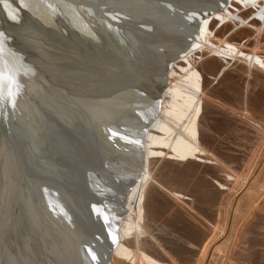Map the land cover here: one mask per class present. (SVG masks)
Masks as SVG:
<instances>
[{
    "label": "bare ground",
    "instance_id": "obj_1",
    "mask_svg": "<svg viewBox=\"0 0 264 264\" xmlns=\"http://www.w3.org/2000/svg\"><path fill=\"white\" fill-rule=\"evenodd\" d=\"M0 5L5 21L2 32L10 38H7L8 49H0L6 62L0 66L3 76L0 106L4 113L8 112L7 123L12 121L17 132L22 128L33 137L38 133L35 125L39 123L68 129L69 115L64 111L51 115L46 109V94L78 93L66 80L67 72L86 70L99 77L105 75L103 79L109 80H100L102 86L97 89L102 90L97 93L98 104H94L96 109H102V114L99 113L98 122L89 126L101 130L112 142V147L102 153L104 163L99 166L97 178L110 187L105 178L110 177L118 189L112 191L114 196L104 197V204L91 190L86 191L103 208L100 211L104 227L88 222V233L77 234L70 224L60 227L47 222L50 229L58 227L61 235L70 237L61 244L49 245L52 249L42 241L36 245L26 238L27 231L12 222L15 215L5 201L4 208L0 205V264H182L175 258L176 252L171 251L173 255L154 233L158 202L153 200L154 208L150 211L149 198L160 192L177 206H187L192 199L185 197V192L178 187L167 186L157 179L158 161L166 163L158 175L167 180H187L194 174L195 166L200 165L223 169L227 177L217 181L220 188L215 187L217 193L225 194L226 207L230 209L241 207L239 211L245 213L264 195V185L252 172L261 156L264 168V122L251 118L255 107L252 87L257 88L264 80V54L260 53V46H264V0H0ZM127 5L134 10L126 8ZM103 12L126 20H120V27L103 23L99 17ZM108 37H114L117 48L109 47ZM138 39L147 40L148 46L140 45ZM136 48L144 54L142 60L133 65L128 64L130 61L124 64V59L128 55L133 57L132 51ZM84 53L110 55L114 57L113 65L97 69L85 62ZM199 63L203 64V72ZM234 63L240 67L233 72L243 77L245 83L242 89L237 86L240 99H234L239 94L237 91L233 105L228 108L235 117L248 122L258 144V154L252 155L241 171L229 165L230 154L224 157L212 152L213 128L202 122L207 88L212 81H223L225 74L232 79L234 76L226 72ZM126 64L130 69L127 70ZM121 67H126L127 75L122 74ZM253 73L258 77L251 84ZM225 78L224 92L212 90L209 99L224 97L226 92L234 95L235 84ZM13 104L17 110L11 116L7 109ZM64 105L63 110L70 111L78 106L73 101ZM177 106H183L179 114L175 112ZM39 134L37 137L43 144L53 140ZM73 146L79 149L77 144ZM180 163L194 167L179 171L168 166ZM45 181L48 186L52 185L49 180ZM45 189L39 191L38 199L41 203L45 200L52 203L53 217L58 214L65 221L64 217L69 216L57 203L60 200L55 195L53 199ZM73 190L71 196L81 199L84 193L80 186L76 185ZM38 212L35 216L44 223ZM225 224L222 222L210 230V246L205 247L204 254L213 248L228 258L237 240L244 237L237 232L235 223L231 222L228 228ZM71 239H77L82 247L83 243L87 244L88 254L91 251L96 259H85L78 250L79 245Z\"/></svg>",
    "mask_w": 264,
    "mask_h": 264
},
{
    "label": "water",
    "instance_id": "obj_2",
    "mask_svg": "<svg viewBox=\"0 0 264 264\" xmlns=\"http://www.w3.org/2000/svg\"><path fill=\"white\" fill-rule=\"evenodd\" d=\"M181 1L183 2L184 0ZM170 3L172 2L170 1ZM171 5L176 9L179 7L173 3ZM126 8L134 10L130 5H127ZM1 10L2 7L0 5V11ZM114 15L113 13L109 14L103 12V14L99 16L100 21L103 23H113L115 26L120 27L118 25L120 24L119 22L125 21L126 19L124 18V20L120 18L121 16ZM4 23L3 15L0 13V49H8L7 38L9 37H6L2 32L4 31ZM138 40L140 45L144 44L148 46L147 40ZM10 42L12 43V40H10L9 43ZM106 42H108L109 47L117 48L118 46L114 37H108ZM145 46H143V48L148 49ZM132 52L133 57L128 55L127 58L124 59V64L130 61L128 64L132 63L133 65L135 62H140V60H142L144 54L138 50V48L134 49ZM0 55L1 66V64L6 62L3 59V55L1 53ZM83 55L86 58L85 62L87 61L97 69L113 65L114 57L111 58L110 55L103 56L97 53H84ZM121 69H123L120 70L123 71L122 74L125 73L127 75L126 67H121ZM128 69H130V67L127 65V70ZM67 73L68 75L65 76L66 80L73 84V87L77 89L78 93L59 94L49 92L46 94L48 97L46 96L45 100L47 105L46 109L50 114L55 115L57 112L64 111L62 113L69 115L66 120L71 122V126L65 129L64 127H58V125L53 126V124L50 123L48 125L43 123L35 125L37 126L36 129L38 133L43 136H48L50 139L52 137V141L49 140L43 144V142L40 141V137H37L38 133L33 137L27 131H23L22 128L17 132L16 125H14L12 121L9 120V123H7L6 119L9 117L8 112L4 113V110L0 106V205L2 204L4 208V202H8L12 210L11 213L16 216H12L15 218L11 219L12 222L14 221L19 229L22 227L24 231H27L26 238L31 242L33 241L38 245L39 242L42 241L43 244L48 245L46 246L48 248L49 245L51 246L55 243L61 244L64 242V239L70 240L68 239L70 237H65V234H60L58 227L55 228L51 224L52 229H50L47 225L48 223L53 222L59 224L60 227L70 224L75 233H88V222L92 223V225L94 223L102 225V213L100 210L103 209L98 207L95 200L89 196L92 193L94 197L99 198L101 203L104 204L106 202L104 197L114 196L112 191L117 189L115 181L111 180L110 177H105L107 182L112 185L110 187L103 185L101 183L103 180L97 178L100 172L99 166L104 163L102 153L108 150L109 147H112L110 146L112 142L107 139L101 130L89 126L91 123H96L98 122L97 120H100L99 113L102 114V109H96L94 104L98 102L96 99L97 93L102 89L97 88L102 86L100 85L101 79V81H107L108 78L106 77V79H103L105 75L99 77L86 70L84 72L73 71ZM108 83L110 82L108 81ZM111 89L112 87L109 88V90ZM70 101H73L74 104H78L77 109H73V111L63 110L64 104ZM79 104L82 105L83 109L80 108L81 106ZM16 108L17 106L13 104L10 108L5 109H7L9 115L12 116V114L16 113ZM25 127L23 126V129H26ZM73 144H77L79 149H76ZM48 148H50V150ZM78 150L81 152L79 153ZM45 180L50 181L52 184L50 185L51 187L47 185ZM76 185H79L82 193H84L81 195V199L77 195L74 198L70 194V191L73 193V189ZM45 188H47V192L52 195L53 199L55 195L56 198L60 200L57 201V203L63 207V212L66 213V216H69L64 217L65 221H63L62 217H58V214L56 217H53L54 215L51 212V208H53L51 206L52 203H49L48 200H45V203H41L38 199L39 191ZM87 189L91 190V193H87ZM54 190L55 193L53 192ZM37 210L39 211V215L45 219L44 223L42 221L43 219L41 222L35 216ZM111 220L108 221L109 223L107 222L109 227L110 223H112ZM102 227L104 226L102 225ZM102 233L103 232L100 231V234ZM103 236H105L104 233ZM73 241L80 246L76 245L81 255L84 258L86 257L85 259H92L85 248L87 244L83 243L82 247V244H80L77 239ZM105 241L104 243L107 244V240ZM49 249H52V247ZM21 264L25 263L23 262ZM28 264H30V262H28Z\"/></svg>",
    "mask_w": 264,
    "mask_h": 264
},
{
    "label": "rangeland",
    "instance_id": "obj_3",
    "mask_svg": "<svg viewBox=\"0 0 264 264\" xmlns=\"http://www.w3.org/2000/svg\"><path fill=\"white\" fill-rule=\"evenodd\" d=\"M238 40L237 42H239ZM242 43L244 42L242 41ZM261 46L260 53L264 54L262 52L264 51V46ZM247 48H250L249 45ZM202 63H199L198 67L203 72ZM230 65V68L228 67L229 70H227L226 73H228L229 76L234 77L230 79L226 74L225 77H227L228 80L230 79L229 81L232 84H235L234 89L236 90L234 91L233 89L234 95L229 93V96L228 92L225 91L227 97L224 96V93L223 96L226 98L215 96L212 99H209L210 91L220 90L224 92L223 89L225 84H227L224 81V79H226L225 77L223 81H212L211 85L205 92L206 96L204 98V114L202 122L213 128V136L215 138L213 139L214 143L212 144V152L217 156L222 155L224 157L227 156L226 153L230 154L232 162L229 165L235 170L237 169V171H241L244 163L251 159L250 157H252V155L258 154V144L256 133L248 122L243 121L239 116L238 118L235 117L233 112L229 109L231 105H233L234 99H240V89H242L244 85L243 83H245L243 77H238L236 76V73L233 72L236 71L240 65L237 63ZM254 74L255 73H253V75ZM252 76L250 79L252 82H250L251 84L255 82V77H258L257 74H255L254 77ZM261 82L262 83H259L260 85H257V88L256 86L252 87L253 92L251 90L253 105L255 104V107L253 106L254 112L251 118H255L254 121L264 122V80ZM223 84L224 87L222 86ZM238 85L239 88L241 87L240 89L237 87ZM235 93L238 94L237 97H235ZM228 106L230 107L228 108ZM237 108L241 113L239 107ZM261 157L260 159L258 158L259 161L257 160L259 163L256 162L258 163V166L255 167L256 164L253 166V168L256 169H253L252 172L254 176L257 175L256 178L258 177V181L264 185V168L261 166ZM165 164L166 163L160 161L155 164V168L157 167V179L167 186H175L176 188L178 187V189L183 190L186 194L185 197L187 196V198L192 199V202L186 201L187 206L184 204H178L177 206V203L171 202L163 193L157 192L155 196H150V211L154 208L153 200L158 202H155L156 222L153 229L154 233L158 234V239L161 244L166 248L168 247L167 249L170 252H176L175 255L172 252L171 253L175 258L177 257L176 259L182 264H197L201 261L200 258L202 257L204 258H202L201 264L202 262L203 264H264V195L260 196L257 199L258 201L256 200L257 202L255 201L253 205L245 211V214L243 211H239L241 210V207L239 210H237L238 208L230 209V207H226L225 194H219L216 191L215 186L220 188L217 181H219L220 178L227 177L223 169L214 165H200L197 167L195 166L193 169V165H186L185 163L168 164L169 167L179 171L192 168L194 174L188 177L187 180H181L180 178L167 180L158 175L159 169ZM156 206L158 207V210ZM237 215L241 217H238ZM234 219L235 221H233ZM222 222L227 223L225 224V228H228V225L230 226L231 222L235 223L237 232L241 237H244H242V239L239 237L241 240H237L236 245L228 258H225L222 254L220 255V253L215 250L213 251V248L210 249L208 253H205V255L203 251L205 247L209 248L208 246H210L209 242L211 241L212 236L208 237V233H211L210 230H213L214 227ZM178 252L180 253V256Z\"/></svg>",
    "mask_w": 264,
    "mask_h": 264
},
{
    "label": "snow or ice",
    "instance_id": "obj_4",
    "mask_svg": "<svg viewBox=\"0 0 264 264\" xmlns=\"http://www.w3.org/2000/svg\"><path fill=\"white\" fill-rule=\"evenodd\" d=\"M12 18V17H9ZM2 80H3V76H2V69H0V84H2ZM90 255H92V259H96L95 255L91 253L90 251Z\"/></svg>",
    "mask_w": 264,
    "mask_h": 264
}]
</instances>
